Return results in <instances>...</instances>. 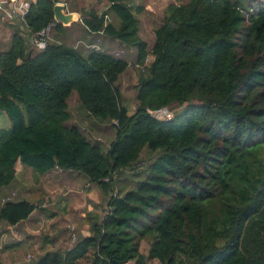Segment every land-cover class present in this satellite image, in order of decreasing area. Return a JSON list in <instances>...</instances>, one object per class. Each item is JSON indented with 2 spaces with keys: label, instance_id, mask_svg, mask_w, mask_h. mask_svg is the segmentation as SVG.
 <instances>
[{
  "label": "trees",
  "instance_id": "16d2710c",
  "mask_svg": "<svg viewBox=\"0 0 264 264\" xmlns=\"http://www.w3.org/2000/svg\"><path fill=\"white\" fill-rule=\"evenodd\" d=\"M29 1L0 51V112L12 123L0 128V190L17 162L39 175L77 172L97 185L105 214L86 213L89 235L70 248L23 264H264V0H177L149 47L133 0L79 13L86 34L135 49L144 76L132 113L117 87L127 59L64 43L34 50L27 36L67 28L54 21L57 0ZM74 92L87 117L113 129L105 151L69 124ZM164 107L182 110L166 121L149 114ZM143 151L155 158L115 192ZM35 208L7 201L0 221L15 226Z\"/></svg>",
  "mask_w": 264,
  "mask_h": 264
},
{
  "label": "rangeland",
  "instance_id": "374dc122",
  "mask_svg": "<svg viewBox=\"0 0 264 264\" xmlns=\"http://www.w3.org/2000/svg\"><path fill=\"white\" fill-rule=\"evenodd\" d=\"M57 1L56 4L63 5L66 12L75 13L76 19L69 25L61 24L67 28L63 34H56L50 30L48 42L72 45L84 55L90 50H101L108 53L115 51L110 54L127 59L129 67L119 77L117 87L126 102L129 113H132L136 104L139 78L144 76L135 65V49L117 44L111 50L105 49L108 45L99 35L86 34L82 25L79 24V13L93 9L100 14L106 9L105 0ZM171 3H177V0L132 1L131 7L139 20V36L148 47L154 40V30L161 24L166 7ZM12 29L11 23L0 19V51H3L9 44ZM151 61L152 58H148L146 63L150 64ZM68 109L71 114L69 124L78 126L90 142H99L102 145V151H105L113 139L111 126L87 117L78 103L75 92L69 97ZM180 110H182L181 107H175L174 110L168 109L169 119ZM11 124L8 115L0 112V128H10ZM154 158L155 154L143 151L139 165L133 171H126L117 177L114 182L115 192L120 190L125 192L132 188V183L137 180V172H141ZM89 190L91 199L87 197ZM97 197L98 203H92V200ZM59 198L61 200L56 201ZM102 199L97 185L89 183L84 176L81 177V174L75 176L71 171L54 169L41 176L31 168L17 162L14 182L0 190V206L7 201L27 200L36 208L28 219L15 226H8L0 221V262L2 264L34 262L46 252L70 248L78 238L85 234L89 235L88 221L81 217V212L86 215L84 211L89 206L92 208L91 211L102 216L105 214ZM149 245L150 238L143 239L139 245L140 253L147 255ZM150 264L159 263L152 261Z\"/></svg>",
  "mask_w": 264,
  "mask_h": 264
},
{
  "label": "built area",
  "instance_id": "2783aa9c",
  "mask_svg": "<svg viewBox=\"0 0 264 264\" xmlns=\"http://www.w3.org/2000/svg\"><path fill=\"white\" fill-rule=\"evenodd\" d=\"M29 6L30 1L28 0H0V10H2L0 13V19L9 23L22 21L28 12ZM50 30L51 26L49 25L48 27L28 36L29 45L37 51L45 49L48 44ZM148 58L152 57L149 56ZM167 110L168 109L164 107L159 110L149 111V114L154 119L166 121L170 118V114Z\"/></svg>",
  "mask_w": 264,
  "mask_h": 264
},
{
  "label": "water",
  "instance_id": "95a60500",
  "mask_svg": "<svg viewBox=\"0 0 264 264\" xmlns=\"http://www.w3.org/2000/svg\"><path fill=\"white\" fill-rule=\"evenodd\" d=\"M54 21L62 25H69L76 19L75 13L65 11V7L61 4H55L53 7ZM28 40V36H27Z\"/></svg>",
  "mask_w": 264,
  "mask_h": 264
},
{
  "label": "crops",
  "instance_id": "0c3cea01",
  "mask_svg": "<svg viewBox=\"0 0 264 264\" xmlns=\"http://www.w3.org/2000/svg\"><path fill=\"white\" fill-rule=\"evenodd\" d=\"M2 12V10H0V13ZM79 16V15H78ZM78 19V18H77ZM18 22H20V21H18ZM77 21H75V23H76ZM13 23H17V21H14ZM13 23H11V24H13ZM27 38V37H26ZM104 43H107V47H105V49H112V47H114V46H116V43H110V42H107V41H104ZM9 45V44H8ZM8 45H7V47L4 49V50H6L7 48H8ZM3 50V51H4ZM111 52H115V51H110V53ZM74 174H75V176H76V174H79V173H77V172H73ZM44 175H46V174H44ZM42 176V175H41ZM81 177H82V175H81ZM91 191L89 190V194H87V197H89L90 199H91V193H90ZM89 199V200H90ZM59 200H61V198H59V199H57L56 201H58L59 202ZM93 202L92 203H98V197L97 198H95L94 200H92ZM92 210V208L91 207H87V210L86 211H84L85 213H87V212H90ZM31 216V215H30ZM29 216V217H30ZM28 217V218H29ZM81 217H85V215L84 214H82V212H81ZM84 236H87V234H85Z\"/></svg>",
  "mask_w": 264,
  "mask_h": 264
}]
</instances>
